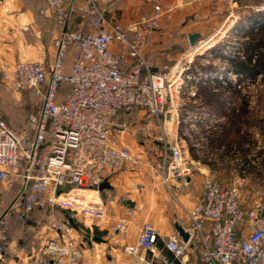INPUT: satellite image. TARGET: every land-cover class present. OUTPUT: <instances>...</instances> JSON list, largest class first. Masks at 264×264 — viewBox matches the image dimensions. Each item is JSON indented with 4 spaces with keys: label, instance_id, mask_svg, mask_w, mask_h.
<instances>
[{
    "label": "built area",
    "instance_id": "1",
    "mask_svg": "<svg viewBox=\"0 0 264 264\" xmlns=\"http://www.w3.org/2000/svg\"><path fill=\"white\" fill-rule=\"evenodd\" d=\"M48 11L55 24L51 59L0 67L3 83L32 89L40 101L23 130L0 116V257L10 243L11 218L24 223L37 209L61 208L70 215L53 224L58 239L45 240L26 264H82L84 250L71 236L70 220L103 217L92 194H100L98 186L112 174L148 167L170 191L172 182L190 191L193 165L173 126L182 122L184 95H197L186 90L195 81L191 65L200 47L155 72L147 50L163 17L160 6L126 27L99 0H48L41 13ZM136 110L141 117H134ZM129 137L142 138L141 150L131 147ZM243 186L242 179L230 187L204 181L196 204L181 207L178 220L190 233L186 245L146 222L125 251L141 264H264V205L242 208ZM113 232L127 236L128 221H118Z\"/></svg>",
    "mask_w": 264,
    "mask_h": 264
},
{
    "label": "crops",
    "instance_id": "2",
    "mask_svg": "<svg viewBox=\"0 0 264 264\" xmlns=\"http://www.w3.org/2000/svg\"><path fill=\"white\" fill-rule=\"evenodd\" d=\"M99 3L106 9L108 16L117 18L125 27L142 16H151L155 7L160 6L163 17L147 50L155 72L171 66L190 48V35L201 33L203 36L209 21L221 16L220 4L215 0H99ZM47 7L48 0H0V67L5 63L51 59L54 53L51 31L55 24L53 12L41 13ZM176 33L180 35L175 36ZM22 35L26 36L25 41ZM22 99L18 92L6 88L0 80L1 110L10 115L22 107ZM132 141L129 137L128 143L134 148L143 140L135 144ZM230 146V137L223 136L219 145L223 150L219 157L222 164L232 160L230 156L236 150L242 156L241 148L246 150L248 143ZM261 153L264 156V150ZM244 158L243 166H249L250 159ZM263 170L259 174L238 172L237 177L232 176L229 185L223 184L230 187L235 178L243 180L242 208L249 209L258 201L264 205V192L261 191L264 187ZM209 173V164L194 173L190 177L189 192L181 190L175 182L171 183L170 191L162 184L161 177L153 174L148 167L140 172L122 170L112 174L109 177L111 188L100 191V194H92L93 202L104 210L103 217L93 219L78 214L70 220L73 227L71 236L82 244L84 250L82 264H141L139 258L129 255L125 248L137 243L146 222L152 223L161 235H177L174 223L180 216L182 205L192 208L196 204L201 186ZM132 183L137 184V187L132 188ZM0 188H5L1 182ZM50 210L53 209H37L24 223L16 217L10 219L7 226L10 243L5 254L0 257V264H26L29 253L45 240L58 239L59 233L53 229V224L62 221L51 216L48 220ZM129 210L133 212L132 215L128 214ZM122 219L129 223L130 232L127 236L113 232L114 225ZM192 254L194 259L197 249L193 248ZM168 257L172 258L170 254ZM48 264L53 263L50 261Z\"/></svg>",
    "mask_w": 264,
    "mask_h": 264
},
{
    "label": "rangeland",
    "instance_id": "3",
    "mask_svg": "<svg viewBox=\"0 0 264 264\" xmlns=\"http://www.w3.org/2000/svg\"><path fill=\"white\" fill-rule=\"evenodd\" d=\"M215 1L220 4L221 16H215L209 21L203 30V36L196 43L200 48L191 65L195 81L186 90L188 93L193 88L197 95H184L183 110L180 113L182 122L178 126L174 125L173 130L176 132L178 127V141L184 155L192 162L193 174L209 164L208 179L224 186L229 185L232 176L237 177L238 172L259 174L264 169V156L261 153L264 150V76L239 80L236 74L228 70L230 59L243 58L246 54L244 43L252 33L260 29L261 18L264 17V0ZM23 39L25 41L26 36ZM3 86L11 89L5 83ZM16 92L23 98L22 107L10 115L0 109V116L14 129L23 130L40 101L32 89ZM248 101L249 105L245 108ZM135 112L136 117L142 116V111ZM239 122L244 127V132L251 136L248 151L246 150L248 157L244 154L250 159V165L246 167L243 166L245 158L238 150L231 154L232 160L225 161L224 164L219 160L223 153L219 145L225 128L232 127L231 123ZM169 126L172 128L171 124ZM173 138L174 134H170V139ZM132 139L135 144L142 138ZM253 140L256 141L255 144ZM134 150L141 149L136 144ZM235 179L234 182L239 178ZM261 191L264 192V187ZM50 216L63 221L68 214L61 208H55L50 210L48 220Z\"/></svg>",
    "mask_w": 264,
    "mask_h": 264
},
{
    "label": "trees",
    "instance_id": "4",
    "mask_svg": "<svg viewBox=\"0 0 264 264\" xmlns=\"http://www.w3.org/2000/svg\"><path fill=\"white\" fill-rule=\"evenodd\" d=\"M264 17H262L259 30L256 33L250 35L249 40L244 43L245 46V56L243 58H232L230 59V64L228 70L237 75L238 79L241 80L245 77L256 78L257 76H264ZM249 105L245 103V108ZM244 108V110H245ZM241 115V114H240ZM238 115V116H240ZM232 127L225 128L222 137H230V147L234 145L238 147L240 143L250 144V135L244 132V127L241 122L238 124H232ZM243 154H247L248 146L241 148ZM247 156V155H246ZM64 210V209H63ZM69 215L70 212L65 210Z\"/></svg>",
    "mask_w": 264,
    "mask_h": 264
},
{
    "label": "water",
    "instance_id": "5",
    "mask_svg": "<svg viewBox=\"0 0 264 264\" xmlns=\"http://www.w3.org/2000/svg\"><path fill=\"white\" fill-rule=\"evenodd\" d=\"M200 37H201V33H194L190 35L189 44L191 48L196 47L197 45L196 43ZM110 188H111V184L109 181H105L98 186L99 191H103V190L110 189ZM174 227H175L177 235L181 238L183 244L186 245L190 239L189 231L182 225V223L178 219L175 220Z\"/></svg>",
    "mask_w": 264,
    "mask_h": 264
}]
</instances>
